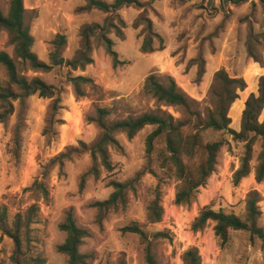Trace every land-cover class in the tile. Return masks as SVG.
I'll list each match as a JSON object with an SVG mask.
<instances>
[{"label": "rangeland", "instance_id": "374dc122", "mask_svg": "<svg viewBox=\"0 0 264 264\" xmlns=\"http://www.w3.org/2000/svg\"><path fill=\"white\" fill-rule=\"evenodd\" d=\"M23 1L27 10L25 24L34 38L32 51L51 69L35 72L29 64L17 60L6 31H0V51L16 60L23 77L39 78L57 89L63 108L55 113V98L36 94L14 101L13 112L0 121V206L8 210L9 227L17 214H24L33 205L39 208L29 229L23 230L20 250L0 229V264H68V257L59 253L58 247L66 239L60 224L69 209L78 227L90 234L80 248L82 254L93 256L89 264H146L140 237L122 231L133 224L150 235L161 232L168 236L154 242L153 252L159 264H183L182 254L192 248L199 251L202 264H264V245L257 238L252 240L248 232L233 231L230 242L222 244L213 222L198 232L192 228L205 207L245 220L247 200L255 191L260 195L263 213L259 225L264 226V183H257L254 174L261 150L259 142L253 148L252 174L235 186L234 174L245 156L246 143L237 141L228 131H202L203 144H222L218 165L200 188L196 201L190 206H178L177 181L160 168L158 161L166 147L165 138L156 142L149 158L146 139L154 127H146L132 140L118 133L115 137L121 149H110L113 173L101 168L100 178L89 175L85 189L80 190L81 177L93 166L82 144L91 146L102 133L97 123L99 109L110 112L106 119L109 123L144 114H167L175 122L186 120L184 109L166 106L145 93L144 85L151 75L163 81L173 78L189 98L192 110L204 118L215 107V74L225 70L231 78L243 79L247 88L239 92L228 115L229 129L241 132L246 101L251 94L259 95V75L264 69V0H138V5L118 12L127 24L125 40L107 34L124 63L114 67L104 43L93 38L89 53L92 63L77 69L72 64L82 59L83 29L103 27L108 15L82 10L86 6L83 0ZM102 1L113 4L116 0ZM10 3L11 0H0V10L5 15ZM141 17L153 22L154 31L164 40V50L141 52L146 25L134 26ZM58 35H65L67 43L58 52L65 63L56 66L52 59L56 47L52 43ZM155 46H160L159 41ZM80 76L89 82L81 85L83 96L78 97L72 79ZM0 84H8L3 67ZM260 121L264 122L263 112ZM114 181L131 183L126 205L111 210L99 225L94 204L109 199ZM40 184L49 191L48 199L39 189ZM157 195L161 196L164 216L161 223L151 225L147 208Z\"/></svg>", "mask_w": 264, "mask_h": 264}, {"label": "trees", "instance_id": "16d2710c", "mask_svg": "<svg viewBox=\"0 0 264 264\" xmlns=\"http://www.w3.org/2000/svg\"><path fill=\"white\" fill-rule=\"evenodd\" d=\"M83 1L86 2V6L82 10H98L107 14L108 18L103 27L93 25L83 29L84 51L82 59L74 62L72 67L74 69L84 68L86 64L92 63L89 53L93 38H98L104 43L107 53L113 60L114 67H119L124 62L119 60V55L114 50V42L108 38L107 34H114L119 40H125L124 30L127 28V24L118 12L126 6L138 5V0H116L113 4L102 0ZM243 1L247 0H236V3ZM26 13L23 0H11L7 15L0 10V31L7 32L17 60L29 64L35 72H47L51 66L41 62L32 51L34 38L29 27L25 24ZM142 23L146 25V36L141 45V52L148 54L164 50V40L154 31L153 22L141 17L134 26L138 28ZM155 41H159V47L155 46ZM66 43L65 35H58L52 43L56 47L52 58L56 66L65 63L63 59L58 57V52ZM0 67L5 68L8 74L7 86L0 84V107L3 109V112L0 113V121H4L6 116L13 112L14 101L23 100L36 94L42 98H55L53 105L55 113L58 114L63 108L61 93L57 89L47 85L39 78L29 80L23 77L16 60L5 51H0ZM72 82L75 84L76 95L78 97L83 96L80 87L83 83L89 82V79L80 76L73 78ZM246 88L247 85L243 79L231 78L225 70L218 71L215 74L212 90L215 107L204 118L192 110L189 98L179 89L173 78L167 77L163 81L156 75L149 76L144 85L145 93L166 106L184 109L186 120L175 122L173 117L167 114H144L138 118L109 123L106 119L110 112L99 109L97 123L102 133L91 146L82 144L83 150L90 154L93 166L89 172L81 177L80 190L85 189L89 175H93L96 179L100 178L101 168L107 173H113L114 166L110 158V149H121V145L115 137L116 134H125L127 139L132 140L146 127L155 128L146 139V153L149 158L155 152L156 142L162 137L165 138L166 147L159 153L158 161L160 168L167 171L177 181L175 203L178 206L192 205L197 199L200 188L206 185L216 171L218 154L222 144L219 142L203 144L201 132L205 130L228 131L237 141L246 143L245 156L241 161L240 168L234 174L235 186H238L243 179L252 174L253 148L255 143L259 142L261 150L254 174L257 183H264V122L260 121L264 109V77L260 81L259 95L251 94L246 101L242 115L241 132L237 133L229 129L231 123L228 116L229 111L239 98V92ZM185 129L190 130V132H183ZM196 160L199 161L198 164L195 163ZM130 184V182H112L111 186L114 188V192L109 199L94 204V207L98 209L97 221L99 225H102L107 213L111 210H117L120 205H126V194ZM39 189L48 199L49 191L47 188L40 184ZM260 201L258 192L255 191L249 195L246 203L245 220L233 213H226L223 210L215 211L210 207H205L195 219L192 228L198 232L213 222L215 234L222 244L230 242L231 232L244 231L250 234L252 240L257 238L264 245V226L259 225L263 216L259 206ZM38 210V206L33 205L24 214H17L10 228L8 210L5 206H0V229L15 242L17 250L21 248L24 228L29 229ZM163 216L164 208L161 196L157 195L148 205L147 221L151 225L158 224L162 222ZM60 230L66 234V239L58 247V251L68 257V264H89L93 256L82 254L80 248L90 234L87 230L78 227L72 209L66 212V217L60 224ZM122 231L140 237L144 246L146 264H159L153 252V246L155 241L167 239L166 234L158 232L150 235L137 224L127 226ZM182 262L183 264H202L199 251L195 248L185 251L182 254Z\"/></svg>", "mask_w": 264, "mask_h": 264}, {"label": "crops", "instance_id": "0c3cea01", "mask_svg": "<svg viewBox=\"0 0 264 264\" xmlns=\"http://www.w3.org/2000/svg\"><path fill=\"white\" fill-rule=\"evenodd\" d=\"M254 69H258L257 67L256 68H254ZM259 69H260V67H259ZM262 69V68H261ZM263 70V72H261V74L259 75V76H262V77H264V69H262ZM237 113V112H236ZM263 113H264V109H263Z\"/></svg>", "mask_w": 264, "mask_h": 264}]
</instances>
